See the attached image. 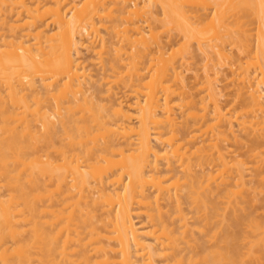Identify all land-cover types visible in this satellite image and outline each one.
<instances>
[{
  "label": "bare ground",
  "instance_id": "bare-ground-1",
  "mask_svg": "<svg viewBox=\"0 0 264 264\" xmlns=\"http://www.w3.org/2000/svg\"><path fill=\"white\" fill-rule=\"evenodd\" d=\"M0 264H264V0H0Z\"/></svg>",
  "mask_w": 264,
  "mask_h": 264
},
{
  "label": "rangeland",
  "instance_id": "rangeland-1",
  "mask_svg": "<svg viewBox=\"0 0 264 264\" xmlns=\"http://www.w3.org/2000/svg\"><path fill=\"white\" fill-rule=\"evenodd\" d=\"M256 26H257V23L254 21L251 24V30H250V33L252 34V37L254 39L253 43H255V40H256V35H255L256 34L255 33L256 32V29H255ZM193 54H194V56H193V58H191L189 60V62L193 68H197L198 66L201 65L202 57L195 49H193ZM244 61H245V59H244ZM188 75L189 76L192 75V72H189ZM229 79H231V76H230V72L228 70H227V72H225V74H222L220 79H219V87L221 88L222 94H223V96L221 97V101L223 104H227V105H228V103H230V101L232 99V95H233L232 87L228 83Z\"/></svg>",
  "mask_w": 264,
  "mask_h": 264
}]
</instances>
